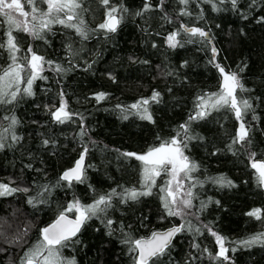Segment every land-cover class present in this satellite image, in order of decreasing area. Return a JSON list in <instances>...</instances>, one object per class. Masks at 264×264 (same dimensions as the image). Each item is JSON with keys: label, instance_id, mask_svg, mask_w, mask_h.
<instances>
[{"label": "trees", "instance_id": "obj_1", "mask_svg": "<svg viewBox=\"0 0 264 264\" xmlns=\"http://www.w3.org/2000/svg\"><path fill=\"white\" fill-rule=\"evenodd\" d=\"M31 5L32 31L0 7V75L22 66L20 87L0 98V264H139L135 239L177 222L146 264H264V180L252 164L264 162V0ZM175 138L187 156L180 215L169 166L130 153ZM83 149V177L62 178ZM77 201L80 231L46 240L42 228Z\"/></svg>", "mask_w": 264, "mask_h": 264}, {"label": "water", "instance_id": "obj_2", "mask_svg": "<svg viewBox=\"0 0 264 264\" xmlns=\"http://www.w3.org/2000/svg\"><path fill=\"white\" fill-rule=\"evenodd\" d=\"M118 23L119 16L117 13H111L106 20L107 26L111 29L115 28ZM36 62L41 63V55L38 52L31 51L30 65L35 70L40 71L41 67L37 68ZM221 69L223 71L224 86L233 93L236 87L233 75L223 68ZM233 103L239 109L237 99L234 98ZM61 109L62 106L58 107L54 112L55 117L61 114ZM130 153L149 164H162L164 162L178 163L179 170H182L187 165V159L182 157V153L174 141L159 144L145 151H131ZM86 162L87 150L83 149L74 163L62 171L61 177L67 180L81 179L84 175ZM252 164L264 180V162L260 159H254ZM167 191L168 193H172L171 189ZM86 218L87 213L84 210H81L78 214L62 211L42 228V235L46 240L53 243L73 237L80 231ZM181 229L182 223L177 222L162 228H156L149 235L137 237L135 239V245L137 248L138 263L146 264L155 255L162 252L173 242ZM27 261L29 264L34 262L31 258Z\"/></svg>", "mask_w": 264, "mask_h": 264}, {"label": "rangeland", "instance_id": "obj_3", "mask_svg": "<svg viewBox=\"0 0 264 264\" xmlns=\"http://www.w3.org/2000/svg\"><path fill=\"white\" fill-rule=\"evenodd\" d=\"M37 3L41 6L43 3L47 5L48 8L55 7L58 5L63 6H70L74 0H36ZM33 4V0H0L1 7L6 8L7 10L13 12L19 22V24L26 28L29 31L33 30V22L35 20L36 14H35V7L31 5ZM30 5V6H28ZM110 15V14H109ZM105 18V21L107 20L108 16ZM32 29V30H31ZM169 40L173 42L175 40V35H170ZM27 63L30 64L31 60V53L27 55ZM37 68L41 67V63L36 62ZM22 66L18 65L13 68H10L6 70L3 74L0 75V98H3L6 96L7 93H14L21 85L22 83ZM35 72V71H34ZM227 95H232V92L229 89H226ZM233 97L231 96V99ZM58 109V107L55 108V111ZM60 115V114H59ZM179 147V150L182 153V157L187 158L183 150L178 144V141L176 138L173 140ZM170 168V180H169V189H171L172 193H169V197L171 198V201L173 202L174 208L173 211L180 215L186 208L187 204V192L184 189V182L181 174V170H179L178 166L174 169H171V163L167 162L165 163ZM161 169L155 168V173H158ZM74 213L78 214L81 210L86 211L85 208L82 207L80 202H75L74 205ZM2 224V222L0 223ZM2 240L5 243L11 244L8 239V234L1 231ZM55 254H57V251H53L52 260L54 261L56 258ZM48 256V255H47ZM42 257V260L39 262H35L34 264H49V257ZM33 258V257H32Z\"/></svg>", "mask_w": 264, "mask_h": 264}, {"label": "flooded vegetation", "instance_id": "obj_4", "mask_svg": "<svg viewBox=\"0 0 264 264\" xmlns=\"http://www.w3.org/2000/svg\"><path fill=\"white\" fill-rule=\"evenodd\" d=\"M0 7H1V5H0ZM164 163H167V162H164ZM172 165H171V169H174L175 167H177L178 166V163H171Z\"/></svg>", "mask_w": 264, "mask_h": 264}]
</instances>
